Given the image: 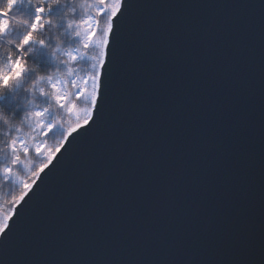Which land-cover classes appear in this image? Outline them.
Returning a JSON list of instances; mask_svg holds the SVG:
<instances>
[{"label":"water","instance_id":"1","mask_svg":"<svg viewBox=\"0 0 264 264\" xmlns=\"http://www.w3.org/2000/svg\"><path fill=\"white\" fill-rule=\"evenodd\" d=\"M130 2L140 6L133 9L139 27L123 95L104 126L94 136L82 138L62 168L48 177V190L26 211L14 243L0 247V264L12 259L29 264L161 259L172 264L186 260L226 264L232 258L226 234L247 226L259 240L264 225V0ZM188 27L191 33L183 30ZM185 49L191 55L181 65L178 57ZM245 64L249 70L241 73L240 65ZM197 65L208 67L193 83L191 72ZM166 77L182 80L184 87ZM149 84L150 107L145 108ZM205 88L212 91L211 104L224 110L200 119L207 103L200 100ZM185 94L196 97V102L169 125L163 114ZM229 98L233 102L226 104ZM240 113L245 119L234 140L230 122ZM190 122L212 137L203 149L202 165ZM166 136L174 141L170 153L177 145L191 146L183 171L186 176L198 171L211 187L209 195L198 201V217L191 221L179 210L188 205L190 195H197L195 185L176 186L175 207L167 206L158 191L163 178L156 169H167L169 175L177 171L170 153L160 151ZM228 174L231 182L225 184L223 177ZM122 202L128 207L120 208ZM208 217L214 218L213 225L206 223ZM124 223L133 227L121 233L119 226ZM189 223L201 246L194 247L189 235L175 250L165 252L161 240L141 243L137 238L142 231L160 232L170 224L162 237L170 240ZM252 259L259 264L258 247Z\"/></svg>","mask_w":264,"mask_h":264},{"label":"snow or ice","instance_id":"2","mask_svg":"<svg viewBox=\"0 0 264 264\" xmlns=\"http://www.w3.org/2000/svg\"><path fill=\"white\" fill-rule=\"evenodd\" d=\"M139 7L130 0H0V178L15 186L7 207L0 205V247L7 249L14 243L26 211L42 192L48 190V177L61 169L78 142L94 136L104 126L109 113L114 111L124 92L123 84L131 63L130 49L137 43L139 25L133 19V9ZM15 12L21 14L17 16ZM183 30L191 33L193 29ZM67 37L74 38L75 47H62L63 38ZM190 55V50L185 49L178 62L183 65ZM29 59L43 68L29 64ZM82 64L87 67H82ZM207 67H193V83L200 81ZM165 79L174 80L179 88L184 87V82L175 77ZM150 89L149 84L143 99L145 108L150 107ZM211 95L210 88L201 91L200 100L207 103L199 114L200 119L206 118L210 112L224 110L211 104ZM194 102L196 97L185 94L179 103L170 105L162 119L174 125L177 117ZM232 102L229 98L226 104ZM18 110L23 111V118L18 120L22 127L16 126L14 117L8 115L9 112L19 115ZM3 116L9 118L8 125ZM244 119V114L240 113L230 122L234 140H238ZM190 123L193 144L201 148L202 165L205 163L203 149L212 137L195 122ZM5 128L7 131H3ZM50 135L55 137L51 145L47 140ZM173 143V138L166 136L160 144V151L170 153ZM190 150L191 146L177 145L176 150L170 153L177 165L174 175H169L163 168L156 171L163 178L158 191L169 207L176 206L178 184L196 186L197 195H190L188 205L179 210L191 221L198 217V201L209 195L211 187L201 180L196 170L191 176L185 175L183 161ZM30 152L39 162L29 158ZM223 179L225 184H229L230 174L224 175ZM140 196H143V190ZM119 207L128 206L122 202ZM214 222L213 217L206 218L208 225ZM132 227V224L124 223L119 230L126 233ZM169 230L170 224H165L160 232L145 230L138 233L137 238L141 243L161 240L165 252L175 250L189 235L194 247L203 243L197 234L191 233L190 223L177 231L172 239L163 240V234ZM226 235L232 254L226 264H256L252 256L257 247L261 253L259 264H264V225L258 241L255 230L247 226ZM8 264L29 262L12 259ZM98 264L119 262L100 261ZM129 264L172 262L164 259L150 262L133 260ZM183 264L193 262L186 260Z\"/></svg>","mask_w":264,"mask_h":264},{"label":"trees","instance_id":"3","mask_svg":"<svg viewBox=\"0 0 264 264\" xmlns=\"http://www.w3.org/2000/svg\"><path fill=\"white\" fill-rule=\"evenodd\" d=\"M14 14L19 16L21 13L20 12H15ZM63 39H64V42L62 44V47H75L76 46L75 43H74V38L73 37H67V38H63ZM29 55H31V54H29ZM28 63L33 65V66H35V67H37V68H41V69L43 68V66L41 64H37L32 59H29ZM82 67H87V65L86 64H82ZM41 74H44V72L41 71ZM18 111H19V115H16L15 113H12V112H9L8 115H12L14 117V120L18 121V120L23 118V111L22 110H18ZM24 130L28 131L27 128H25ZM47 140H48V144L51 145L52 143H54L53 141L55 140V137L50 135L49 137H47ZM29 158L33 159L34 162H39L38 158L35 156V154L33 152L29 153ZM21 175H23V173H21ZM8 190H9V194H12V192L15 190V186L13 184H11L9 181H5L2 178H0V194H7ZM2 197H4V196H2ZM0 203H1V201H0Z\"/></svg>","mask_w":264,"mask_h":264},{"label":"rangeland","instance_id":"4","mask_svg":"<svg viewBox=\"0 0 264 264\" xmlns=\"http://www.w3.org/2000/svg\"><path fill=\"white\" fill-rule=\"evenodd\" d=\"M55 141V140H54ZM53 141V142H54ZM13 191V190H12ZM14 192V191H13ZM12 192V193H13ZM4 196V197H2V196ZM0 201H1V203H0V205H4V207L6 208L7 207V202L9 201V199H10V197H11V194H9V190H8V193L7 194H0Z\"/></svg>","mask_w":264,"mask_h":264},{"label":"bare ground","instance_id":"5","mask_svg":"<svg viewBox=\"0 0 264 264\" xmlns=\"http://www.w3.org/2000/svg\"><path fill=\"white\" fill-rule=\"evenodd\" d=\"M224 61H225L226 63L228 62L227 57L224 58ZM228 63H229V62H228ZM228 63H227V64H228ZM238 64H241V63H238ZM262 64L264 65V61H262ZM240 67H241V68L244 67V71L241 72V73H247L248 70H249L246 64H245V66H244V65H240ZM250 110H251V112H252L254 115H257V113H256V111L253 109V107H250Z\"/></svg>","mask_w":264,"mask_h":264},{"label":"clouds","instance_id":"6","mask_svg":"<svg viewBox=\"0 0 264 264\" xmlns=\"http://www.w3.org/2000/svg\"><path fill=\"white\" fill-rule=\"evenodd\" d=\"M2 118H3V120H4L6 125H8L10 123V120H9V118L7 116H3ZM15 124L18 127H22L20 121H16ZM3 131H7V128H5Z\"/></svg>","mask_w":264,"mask_h":264}]
</instances>
